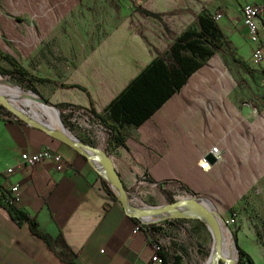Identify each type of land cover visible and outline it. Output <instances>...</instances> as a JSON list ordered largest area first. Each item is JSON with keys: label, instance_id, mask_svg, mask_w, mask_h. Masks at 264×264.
Instances as JSON below:
<instances>
[{"label": "crops", "instance_id": "0c3cea01", "mask_svg": "<svg viewBox=\"0 0 264 264\" xmlns=\"http://www.w3.org/2000/svg\"><path fill=\"white\" fill-rule=\"evenodd\" d=\"M260 1L137 0L131 7L119 0L117 9L83 10L72 25L79 46L74 56L70 52L66 56L61 84L78 85L85 92L61 89L68 97L59 103L87 108L90 102L96 114L119 128L123 146H111L106 157L128 191L129 206L147 210L150 207L137 195L155 190L161 196V191L171 193L174 200L199 198L221 219L234 213L239 226L236 237L247 240L255 256L263 258L258 241L264 236L254 227L257 217L250 210H259L264 225V201L253 206L243 201L247 194L255 200L260 194L264 200V58L258 66L249 65L254 46L239 18L244 4ZM203 12L221 33L218 49L139 125L115 121L117 110L116 117L111 116L108 105L123 93L132 95L126 92L129 83L157 58L174 67L166 55L168 45L188 28L197 31L195 18ZM215 15L220 16L217 21ZM259 46L264 52L262 28ZM223 65L237 66L243 73L223 72ZM45 78L55 79L49 74ZM76 124L82 136L77 135ZM71 133L96 150L95 158L105 154L107 136L95 126L78 120ZM212 146H217L221 160L200 170L197 161ZM43 149L59 155L65 168L58 171L43 160L5 174L21 153ZM95 164L99 167L98 161ZM9 186L18 188L13 207L34 217L39 231L51 239L60 236L55 251L66 262L31 235L25 224L14 220L0 202V264H69L72 254L74 264H160L151 261L145 231L132 233L137 220L103 191L98 173L84 157L36 127L0 120V194L5 199ZM168 249L181 264L179 249Z\"/></svg>", "mask_w": 264, "mask_h": 264}, {"label": "rangeland", "instance_id": "374dc122", "mask_svg": "<svg viewBox=\"0 0 264 264\" xmlns=\"http://www.w3.org/2000/svg\"><path fill=\"white\" fill-rule=\"evenodd\" d=\"M126 1L130 3L131 7H135L136 2H133V0ZM119 7V0H0V49L13 56L28 72L34 71L37 74L36 76L43 78L48 74L54 77V80L48 79L53 83H32L31 86L38 97L51 104H58L61 98L66 96L59 87V84L65 78L63 70L67 68L66 56L69 55V52L74 56V52L77 51L79 46L77 31L73 29L72 25L80 19L79 14L83 10L93 11L97 9H117ZM86 46L87 48L93 47L92 44H86ZM0 67L10 70L8 65L1 60ZM39 67L42 69L41 71H37ZM222 68L223 72L243 73L237 66H232L233 70L228 68L227 65H223ZM46 69L48 73H46ZM4 83L16 84L25 90L31 91L25 84H20L8 76H3L0 77L1 99L44 118L43 113L32 103L30 96L3 88ZM245 83L246 88H249V82L245 81ZM49 110L55 112L53 109ZM55 128L57 129L56 126ZM78 130L79 126L76 124L75 131L77 135L82 136L81 131L78 132ZM154 192V194L137 195L138 200L149 206L148 209L158 210L153 216H164L162 219H156L164 225L163 232H161L162 240L172 251L179 249L178 252L183 258L181 264H233L235 258L231 240L233 236L236 240V248L238 246L243 248L252 258L254 264H263L264 257L255 256L253 248L247 245V240L245 241L241 236L236 237L239 226L236 223L233 226H227L222 219L220 221L225 228L222 250L225 257L223 259L217 258L211 251L213 240L215 242V232L214 230L211 231L213 224L205 225L202 223V220H207L203 215H198V217L203 218L202 220L182 217L183 215H180L181 217L169 216L172 213L165 209L169 208L165 197L163 194L161 196L156 190ZM259 196L260 194H257L255 200V197H250L247 194L243 203L251 206L260 204L264 200ZM182 200L184 199L176 200L180 204V209L188 207L186 204H181ZM134 204L140 205V202L136 201ZM250 211H252V216L257 217L254 227L259 229L262 236H264L262 215L254 207ZM258 245L264 249V238L258 241ZM52 247L54 249L59 248V243L54 240ZM227 247H229V251L226 253ZM262 248H260V252H262ZM227 260L229 263H226Z\"/></svg>", "mask_w": 264, "mask_h": 264}, {"label": "trees", "instance_id": "16d2710c", "mask_svg": "<svg viewBox=\"0 0 264 264\" xmlns=\"http://www.w3.org/2000/svg\"><path fill=\"white\" fill-rule=\"evenodd\" d=\"M145 15L156 17V14L144 12ZM195 25L197 31L194 29H186L181 34L173 38L168 45L166 55L171 60L174 67L168 68L163 63V58L159 57L147 65L137 76L133 79L126 92L127 95L121 94L117 99L112 101L108 105V110L111 116L116 117L119 115V119L115 118V121H119L121 124L137 126L139 125L166 97H168L173 90L177 89L185 78L193 71L201 66V63L211 55L212 51L218 49L217 42L221 37V33L216 24L213 23L210 16L206 13L195 18ZM207 44L208 49L202 47ZM0 60L5 62L10 70H5L0 67V77L8 76L9 78L17 81L20 84H25L34 94L32 83H53L52 81L29 73L25 70L13 56L2 51L0 49ZM149 78V79H147ZM140 84H143L140 87ZM61 89L75 88L82 92H85L83 88L78 85L72 84H59ZM36 95V94H35ZM129 96V97H128ZM38 99L44 100L36 95ZM46 101V100H45ZM43 107L49 109H55L57 111L58 118L66 126V128L72 132V128L78 120L83 121L88 125H93L107 136L105 144V154L111 146H123V138L120 130L117 126L110 123L100 115L96 114L92 108V104L89 102V107H81L77 105L58 103L54 104L53 108L47 107L44 104L39 103ZM22 118L32 120L40 125L41 131L51 136L49 129L53 130L55 124L47 118L38 117L20 107L14 103L3 105L0 103V120L4 121H16L23 123ZM49 128V129H48ZM80 142V141H79ZM82 143V142H81ZM103 191L113 200L118 201V193L115 186L105 177L99 175ZM118 176V175H117ZM125 196L127 195V189L123 187ZM168 204H173L176 201L173 200L172 195L169 192L161 191ZM7 209L9 215L19 223H23L27 226L31 235L41 240L47 249L51 251L54 256L62 262L66 260L62 257V254L57 253L52 247L54 240L59 243L62 241L60 236L54 240L39 231L37 223L34 217L29 216L23 211H20L13 207V205L3 204ZM138 222V221H137ZM142 227L145 229L147 235L150 237H157L160 239V235L152 225V222L142 223ZM232 243L235 245L236 240L233 236L231 238ZM236 248V245H235ZM237 260L235 264H254L252 259L240 248H236ZM157 257L160 260V264H178L179 257L170 253L168 246L161 243V248L157 252ZM75 254H72L67 260V263L74 264L73 260ZM224 264V263H221Z\"/></svg>", "mask_w": 264, "mask_h": 264}, {"label": "water", "instance_id": "95a60500", "mask_svg": "<svg viewBox=\"0 0 264 264\" xmlns=\"http://www.w3.org/2000/svg\"><path fill=\"white\" fill-rule=\"evenodd\" d=\"M33 100L36 103L44 104L47 107L53 108L54 104H51L45 100L38 99L37 97H34ZM0 103L3 105L9 104V102H6L5 100L0 98ZM55 110V109H53ZM56 114L57 111L55 110ZM24 124L36 127L40 129V125L32 120L22 118ZM59 124L62 128V131H55L52 129H49V132L51 134V137L57 138L70 146L77 154L81 155L85 158L87 163L101 176L107 178L116 188L118 193V202L120 203L123 211L126 213L127 216L130 218H134L140 223L150 222L156 219H162L164 216H153L158 211L157 209H147V210H140L133 208L128 205L126 196L123 190V185L111 167V165L108 162V159L106 157V154L100 155L99 158H95L92 153H96V150L90 146L84 145L83 143L79 142L77 138L66 128V126L62 123V121L58 118ZM41 130V129H40ZM207 159L210 163H213V159L210 155L207 156ZM96 161L99 162V167L96 166ZM181 204H186L188 207L179 208V203L175 202L173 204H167L169 208L168 211H170L169 216L171 217H181L180 215H183L182 217H189L191 219H199L202 220L203 218L198 217V215H203L207 220H202V223L205 225L210 224L211 231L214 230L215 232V242L213 240L212 244V253L215 254V256L219 259H223V256L221 254V245L223 243V229L221 224V217L218 213H216L209 205H207L205 202L200 200L199 198L193 197V198H185L182 200ZM185 205V206H186ZM164 209V210H165ZM172 209V210H171ZM167 211V210H166ZM172 211V212H171ZM175 211V212H174ZM174 212V213H173ZM167 216V215H166ZM232 246L234 248L235 252V258L234 263L237 260V252L235 245L232 243ZM226 263H229L227 260Z\"/></svg>", "mask_w": 264, "mask_h": 264}, {"label": "built area", "instance_id": "2783aa9c", "mask_svg": "<svg viewBox=\"0 0 264 264\" xmlns=\"http://www.w3.org/2000/svg\"><path fill=\"white\" fill-rule=\"evenodd\" d=\"M133 2H137V0H133ZM219 15H215L213 20L217 21L219 19ZM239 18L241 25L245 29V34L248 42L253 45V49L250 54L249 65L252 67L258 66L264 58V52L259 46V29L262 28L264 30V0H261L259 4H244L240 8ZM210 155L213 159V163H217L221 160V153L218 151L217 146H212L207 153L202 155L200 159L197 161V167L200 170H208L210 166V162L207 159V156ZM43 160H48L52 162L55 166V169L60 171L65 168L64 162H62L61 157L55 153H50L47 150H40L35 153H27L23 152L20 154L19 161L15 166L7 168L5 170V174L9 175L13 172L14 169H18L22 166L24 167H32L36 164L40 163ZM207 165V167H205ZM128 193V192H127ZM18 199V188L17 186H9L8 188V197L7 199L3 198L0 194V202L2 204L13 205L17 202ZM224 223L227 226H233L236 223L235 214L231 213L226 218H223ZM152 225L160 235V239L157 237H150L147 235L145 229L142 227V223L137 222L134 226L132 233L138 232L140 230H144L147 235L148 243L151 249V261L160 263L159 258L157 257V252L161 248V243L164 244L162 240V234L164 229V225L159 223L158 220L151 221Z\"/></svg>", "mask_w": 264, "mask_h": 264}, {"label": "bare ground", "instance_id": "6f19581e", "mask_svg": "<svg viewBox=\"0 0 264 264\" xmlns=\"http://www.w3.org/2000/svg\"><path fill=\"white\" fill-rule=\"evenodd\" d=\"M3 88H7L9 90H13V91H16V92H21L23 94H26V95L30 96L32 103L39 109V111L41 113H43L44 117L47 118L48 120L52 121L55 124V126L57 127L58 131H62V128H61V126L59 124V120H58V116H57L56 112L51 111L49 109H46L45 107H43L39 103H36L33 100V98L36 97V95H34L31 91L25 90L22 87H20V86H18L16 84H11V83H4ZM221 227H222V229L224 231L223 233L225 234V228L223 226H221ZM223 243L221 245V254H222L223 257H225V254H224V252L222 250ZM228 251H229V247H227L226 253ZM229 254H230V252H229Z\"/></svg>", "mask_w": 264, "mask_h": 264}, {"label": "snow or ice", "instance_id": "6c2138e0", "mask_svg": "<svg viewBox=\"0 0 264 264\" xmlns=\"http://www.w3.org/2000/svg\"><path fill=\"white\" fill-rule=\"evenodd\" d=\"M205 167H207V165H205Z\"/></svg>", "mask_w": 264, "mask_h": 264}]
</instances>
